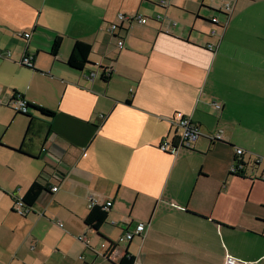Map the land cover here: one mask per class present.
Masks as SVG:
<instances>
[{"label":"crops","instance_id":"0c3cea01","mask_svg":"<svg viewBox=\"0 0 264 264\" xmlns=\"http://www.w3.org/2000/svg\"><path fill=\"white\" fill-rule=\"evenodd\" d=\"M162 1L0 0V264H79L80 252L110 264L127 253L135 264H264V0H229V16L228 0ZM120 13L148 22L111 34ZM77 41L92 46L83 70L67 64ZM14 95L56 114L30 118ZM178 111L205 135L166 153ZM236 148L242 174L230 171ZM35 181L48 190L22 215L14 196ZM91 196L113 202L100 229L112 245L85 223ZM138 223L146 231L119 242Z\"/></svg>","mask_w":264,"mask_h":264},{"label":"built area","instance_id":"2783aa9c","mask_svg":"<svg viewBox=\"0 0 264 264\" xmlns=\"http://www.w3.org/2000/svg\"><path fill=\"white\" fill-rule=\"evenodd\" d=\"M162 6H166V0L162 1ZM233 6L230 3V1H226L223 5V7L220 9V12L224 13L226 16H229L232 12ZM160 16H158L159 18ZM118 19L120 23L112 22L109 25V31L111 34L117 35L119 30L123 28V23L126 21L132 22V21H138L140 23H147L148 18L142 15H129L125 13H120L118 15ZM212 23L215 25L224 28L226 21H222L219 19V17L214 16L211 18ZM176 24V23H174ZM30 34L26 33L25 36L28 37ZM211 36H218L220 37L219 31L216 28H213L211 32ZM219 42L214 44H209L208 48L210 50H215V48L218 46ZM118 46L120 48L124 47V41L120 38L118 40ZM1 54V53H0ZM7 55L9 56L10 53L7 52ZM22 64L27 67H33L34 61L32 56H25L22 60ZM95 75V73L90 74L89 76H86L87 78H92ZM216 106L219 108L220 105L216 104ZM14 108L17 112H27V101L20 97L16 96V99L14 100ZM170 122L176 129V134L172 140H164L159 148L166 152V153H174L180 148H193L197 140L205 135V133L202 131L200 125H198L195 121L192 120V118L180 111L175 112L170 117ZM209 138L213 140H220L222 139V133L221 131H218L215 134L208 135ZM236 158L230 168V171L232 174H242L244 171V163L241 159V155L244 153V150L242 148H236ZM264 179V176H263ZM58 187H55L53 190L56 191ZM16 204L18 205V212L22 215H25L28 213V210H26L22 203V198L15 197ZM96 205H102L104 206L105 210H110V208L113 205V202L108 200L103 204H99L98 200L91 196L89 199L88 207L91 210ZM62 225V224H61ZM147 229V224L145 223H138L134 229H130L129 226H124V231L122 235L119 237V242H126V241H132L136 236L142 235ZM80 239L84 240V238L81 236ZM107 244H103V247L108 248ZM225 264H247L245 261L239 260L231 255H227L225 259Z\"/></svg>","mask_w":264,"mask_h":264},{"label":"trees","instance_id":"16d2710c","mask_svg":"<svg viewBox=\"0 0 264 264\" xmlns=\"http://www.w3.org/2000/svg\"><path fill=\"white\" fill-rule=\"evenodd\" d=\"M62 46V37L61 36H57L54 40V43L52 45L51 48V53L56 56L58 55L60 48ZM92 52V46L87 44V43H83L80 41H77L73 47V50L71 52V55L67 61V64L74 69H78V70H83L84 68H86V66L90 63L89 60V56ZM107 69L103 68V74H102V79L104 81H108V79L110 78L108 75H106V71ZM17 95H14V97L16 98ZM27 112L23 113V112H19L22 113L24 115L29 116L30 118H33V114L30 113L31 111H37L41 114V116L45 117V118H53L56 114V112L54 110H51L49 108H46L44 106H40V105H33L29 102H27ZM18 151H21V149H19ZM48 189L41 184L38 181H35L30 188L27 190V192L25 193V195L22 197V203L23 206L26 210H28V212L32 209V207L34 206V204L36 203V201L39 199V197L42 195V193L44 191H47ZM196 216H200L196 213H193ZM109 216V211L105 210L104 206L102 205H96L94 206L88 216L85 219V223L95 229L97 231V233L104 238L106 241H108V243H110L111 245L113 244V242L108 239L105 238L104 235H102L100 233V229L103 226V224H105L107 222ZM136 262V258L131 255L130 253H127L118 264H135Z\"/></svg>","mask_w":264,"mask_h":264},{"label":"rangeland","instance_id":"374dc122","mask_svg":"<svg viewBox=\"0 0 264 264\" xmlns=\"http://www.w3.org/2000/svg\"><path fill=\"white\" fill-rule=\"evenodd\" d=\"M85 249H87L86 248V244L83 242H79ZM102 247H103V245H102ZM98 250H99V248H98ZM80 254H81V252L79 253V256H78V258H77V260H78V262H79V264H110V263H108L107 262V260L105 259V258H103V254L101 253V255L100 256H97L98 257V260L96 261V262H92V261H90L89 260V258L86 256V255H84V257H82V256H80ZM85 258H87V260L85 259Z\"/></svg>","mask_w":264,"mask_h":264}]
</instances>
